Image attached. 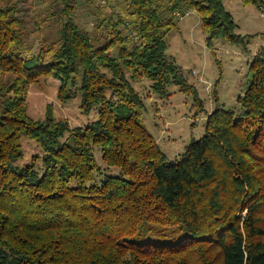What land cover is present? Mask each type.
Instances as JSON below:
<instances>
[{"label": "trees", "instance_id": "trees-1", "mask_svg": "<svg viewBox=\"0 0 264 264\" xmlns=\"http://www.w3.org/2000/svg\"><path fill=\"white\" fill-rule=\"evenodd\" d=\"M22 2L0 0V264H264V49L242 112L214 109L175 163L144 126L131 83L143 77L160 96L176 85L198 102L165 39L195 11L209 40L243 43L223 0H86L89 30L77 21L78 0H52L43 21L30 22L37 33L57 22V38L35 51ZM44 76L61 98L70 84L66 97L80 92L83 113L98 109L99 119L78 130L33 120L28 91ZM23 137L43 155L20 167ZM167 229L183 236L153 238Z\"/></svg>", "mask_w": 264, "mask_h": 264}, {"label": "rangeland", "instance_id": "rangeland-1", "mask_svg": "<svg viewBox=\"0 0 264 264\" xmlns=\"http://www.w3.org/2000/svg\"><path fill=\"white\" fill-rule=\"evenodd\" d=\"M22 9L27 17L30 32L28 45L36 50L42 41L51 42L57 38L59 25L50 21L43 23L42 33L33 32L30 20H44L46 4L52 0H22ZM95 5L103 0H95ZM225 9L232 15L236 35L244 39L243 43H233L220 37L208 39L203 31L201 19L197 12H184L175 28L168 32L165 44L166 55L181 70L188 83L197 91L198 102L194 92L182 90L181 87L170 85L167 94L160 96L151 90V82L143 77L133 78L131 83L142 98L144 107L141 112L144 126L156 140L161 151L166 155L168 163L179 161L186 147L199 140L203 134L208 114L217 107L242 112L239 101L248 88L251 80L250 67L256 54L264 49V7L245 5L242 0H223ZM110 7L106 9L109 11ZM90 7L86 0H78L76 9L77 21L85 29L93 26ZM99 38L103 34L93 33ZM31 51V53H34ZM30 53V54H31ZM32 55V54H31ZM69 84L64 97L59 96V83L52 76H44L33 83L26 100L27 114L35 121L44 122L49 117L56 121H66L72 130L85 129L96 122L99 110L94 109L89 114L82 110L81 93H73ZM23 156L17 162L20 167L32 164L34 156L42 157V148L33 140L23 137L21 140ZM97 163L105 167L102 154L94 148ZM106 171V170H105ZM111 175H119L113 168ZM163 236L154 234L158 241L176 242L183 236L179 231L164 230Z\"/></svg>", "mask_w": 264, "mask_h": 264}]
</instances>
